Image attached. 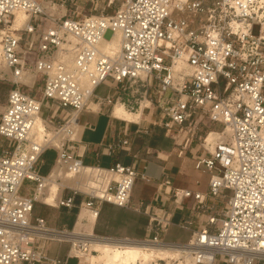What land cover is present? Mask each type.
<instances>
[{
	"label": "built area",
	"instance_id": "obj_1",
	"mask_svg": "<svg viewBox=\"0 0 264 264\" xmlns=\"http://www.w3.org/2000/svg\"><path fill=\"white\" fill-rule=\"evenodd\" d=\"M79 2L0 0V82L10 83L0 114V264H66L69 259L90 264L99 255L97 241L182 248L184 264H262L264 0H121L111 15L102 8L90 16L81 14ZM18 12L28 19L16 29ZM114 36L115 43H105ZM101 84L109 86L105 98L95 95ZM37 85L39 98L27 91ZM94 97L131 112L146 102L145 109L159 110L155 124L186 132V142L196 139L207 152L195 162L197 171L209 175L207 191L163 184L167 205L133 203L134 182L146 179L144 174L121 162L85 164L76 152L78 114ZM42 107H56L61 115L41 118ZM204 118L221 126L211 130L217 132L211 143L210 130L204 137L200 133ZM131 141L124 130L102 151L128 150ZM48 150L55 159L42 175ZM51 182L58 184L56 207L77 206L92 218L102 203L145 212L149 236L106 238L48 226L32 212L38 194L51 192ZM181 210L177 226L191 231L189 241H163L174 212ZM205 211L201 228L194 229L195 215ZM50 243L68 244L66 255L49 256Z\"/></svg>",
	"mask_w": 264,
	"mask_h": 264
},
{
	"label": "crops",
	"instance_id": "obj_2",
	"mask_svg": "<svg viewBox=\"0 0 264 264\" xmlns=\"http://www.w3.org/2000/svg\"><path fill=\"white\" fill-rule=\"evenodd\" d=\"M0 85L8 86L10 89V83L8 82H0ZM39 86L40 85H37L35 89ZM97 88L95 90V95L97 97L105 98L110 94L107 86H105L106 89L103 94H98ZM34 90L31 91L27 89V91L32 93H34ZM7 96L8 92L0 94V114L4 111ZM146 104V102H141V106L137 112H131L121 104L131 114L138 115L136 119L126 120L113 115V109L115 106L101 104L97 101L96 97H94L90 101L88 107L78 114L80 128L77 131L76 140L81 143L76 148L77 154L82 155L85 164L98 163L102 166H110L116 162H121L124 165L133 166L139 171V173L144 174L146 179L137 178L134 182L131 193V201L133 203L144 202L147 204L154 201L158 206H163V204L167 205L169 201H167L161 193L163 188L161 186H163V184L172 188H184L193 191L206 192L207 190L189 187L192 185V181L189 179V171L191 168L195 169L197 158L207 155V152L201 148L200 143L194 138H191L186 142V139L189 136L186 132L177 131V128L172 132H169L166 128L159 124H155L161 118L159 110L155 109L153 106H149V108L145 109L143 106ZM49 113L61 115L60 109L56 107H52L50 111L45 107H42L40 116L43 118ZM80 118H82V121H80ZM203 123L204 127L206 126L208 130H218V128L216 129L212 127V125L218 124H214L209 120L208 122ZM124 130H127L132 137L131 146L128 150L123 149L109 154L106 150L102 151L106 144L118 140L122 136ZM181 150L182 154H179ZM46 153L47 151L45 154ZM45 154L43 155V165L46 161L44 159ZM54 159L55 157L53 158L52 165ZM199 182V179L196 180L195 185H200ZM53 183L57 185L56 190L58 189V184L51 182V192L44 191L41 196V198H46V196L51 194L52 203H45L46 201L41 198L35 202L47 207L52 214L51 217L54 219L55 223L51 224L47 223L46 219L42 216H38L42 217L48 226H64L67 228L75 227L84 232H92L97 236L106 238L141 240L149 236V233L147 232L149 215L145 212H137L110 203H102L99 207L97 218H92L87 210H79L77 206L70 210L56 207L54 201L56 194L58 195V193L53 189ZM182 185H188V187ZM22 193L27 194L28 191L22 190ZM69 193L70 192L68 191H64L62 195L68 196ZM80 200L81 196H77L75 198L76 204H78ZM192 202V200L185 201L188 206H191ZM170 208H173L172 205ZM183 213L184 210H181L174 212L173 215V224L178 229H182L177 226V223L183 216ZM206 214L207 211L202 212L200 215H195L194 229L201 228L200 223L206 218ZM175 218H177L176 221ZM99 223L102 225L101 230L103 231H97ZM189 232V238L185 243L190 239L191 231ZM67 250L68 244L50 243L48 247V255L51 257H64ZM66 264H82V261L69 259ZM216 264L225 263L217 261ZM262 264H264V262H262Z\"/></svg>",
	"mask_w": 264,
	"mask_h": 264
},
{
	"label": "rangeland",
	"instance_id": "obj_3",
	"mask_svg": "<svg viewBox=\"0 0 264 264\" xmlns=\"http://www.w3.org/2000/svg\"><path fill=\"white\" fill-rule=\"evenodd\" d=\"M120 1L121 0H115L109 7H107L108 0H95L94 4H92L91 1H88V0H80L79 11L84 16H90V15L99 14L101 12L102 8H106L104 13L111 15L114 12V10L120 5ZM67 9H68L67 10V16L68 17L72 16V15H70V11H69L70 8L67 7ZM254 33L257 34V30H254ZM111 35H112V32L110 30H107L104 34V37L106 39H109L111 37ZM105 86H107L108 90H109V86L107 84H105V85L103 84L97 88V93L98 94L105 93V89H106ZM8 89H9L8 86L0 85V94H5V92H8ZM34 93H35L36 97H40V92L38 91V88H36L34 90ZM80 119H81L80 121H82V118H80ZM202 122H208V120L206 118H204L202 120ZM212 127L216 128V129L217 128L221 129L220 125L219 126L218 125H212ZM209 130L207 129L206 126L203 128L201 127L200 133L202 134V137H204L205 133H207V131H209ZM215 131H217V130H215ZM54 157H55L54 150H48L47 153L45 154L44 159L46 161L40 170V174L46 175L49 172ZM189 172H190L189 173V179L192 181V185H190L189 187L207 190V181H208L209 175L205 174V173L203 174L202 172L197 171L193 168H191V170ZM198 179L200 180V182H199L200 185H197V184L195 185V181ZM182 186L188 187V185H182ZM28 188L30 190H32L33 187H32V185H29ZM23 190L24 191L27 190V184H25ZM225 194L227 196H230L232 194V192L231 191H225ZM32 214H33V217L42 216L43 218L46 219L47 223H50V224L55 223L54 219H52V217H51L52 214L50 213L48 208L43 206L40 203L34 204ZM176 219L177 218H175V221H176ZM101 226L102 225L99 223L97 226V231L101 230ZM101 231H103V230H101ZM189 234H190L189 231L178 229L173 224V225L169 226L167 233L165 234V236L163 238V241L168 242V243H180V244L182 243L183 244L189 238ZM149 251H151V250H148L147 252H149ZM95 256H98V253ZM183 258L184 257L181 254V252L173 251V252H169L168 255H166L165 260H159L158 258H152L149 261L148 260H144V261L139 260V262L137 264H141V263L142 264H177L176 261H178V259H179L182 262Z\"/></svg>",
	"mask_w": 264,
	"mask_h": 264
},
{
	"label": "bare ground",
	"instance_id": "obj_4",
	"mask_svg": "<svg viewBox=\"0 0 264 264\" xmlns=\"http://www.w3.org/2000/svg\"><path fill=\"white\" fill-rule=\"evenodd\" d=\"M28 17L22 13H16V19L14 23V27L19 29L23 27L27 23ZM116 36L112 39V41H105L107 44L115 43ZM106 44V45H107ZM123 105V104H122ZM121 104H116L113 109V115L126 119L133 120L138 117V115L131 114L127 111ZM217 137V132L211 131L210 135L207 138V142H213L214 138ZM57 185L53 183V189L56 190ZM44 191H41L38 194V199L41 198ZM44 199L48 203H52V195L46 196ZM95 249L99 252L98 256H93L90 259V264H137L140 261L150 260L152 258H158L160 260H165L166 255L169 252L177 251L181 252L182 248L178 247H170V246H152L148 244H138V243H128V242H109V241H97L95 243ZM148 250H151L147 252ZM177 264H184L179 259L176 261ZM147 263V262H146ZM142 264V263H141Z\"/></svg>",
	"mask_w": 264,
	"mask_h": 264
}]
</instances>
